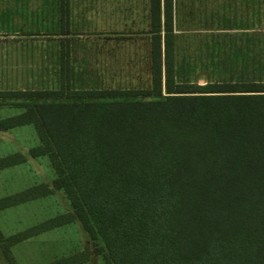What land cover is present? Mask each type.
<instances>
[{
	"label": "trees",
	"instance_id": "16d2710c",
	"mask_svg": "<svg viewBox=\"0 0 264 264\" xmlns=\"http://www.w3.org/2000/svg\"><path fill=\"white\" fill-rule=\"evenodd\" d=\"M150 22V89L70 90L62 65L58 88L0 91V105L20 110L0 133L33 125L39 144L28 156L49 158L53 191L105 264H264V79L177 83L173 0H150ZM25 161L4 157L0 171ZM53 191L1 198L0 211ZM72 219L0 231L6 263L16 264L14 245Z\"/></svg>",
	"mask_w": 264,
	"mask_h": 264
},
{
	"label": "rangeland",
	"instance_id": "374dc122",
	"mask_svg": "<svg viewBox=\"0 0 264 264\" xmlns=\"http://www.w3.org/2000/svg\"><path fill=\"white\" fill-rule=\"evenodd\" d=\"M50 1L0 0V91L58 88L62 65L69 71L70 90L150 89L146 28L68 31L60 22L55 30ZM173 48L177 83L263 80L264 0H173ZM19 113L11 104L0 105V120ZM37 137L33 125L0 133V159L26 157L25 163L0 171V199L40 185L53 191L56 176L49 158L28 156L39 144ZM64 214L72 223L11 248L16 264H52L79 253L89 256L83 264H105L59 191L0 211V231L10 237ZM0 264H7L1 250Z\"/></svg>",
	"mask_w": 264,
	"mask_h": 264
},
{
	"label": "crops",
	"instance_id": "0c3cea01",
	"mask_svg": "<svg viewBox=\"0 0 264 264\" xmlns=\"http://www.w3.org/2000/svg\"><path fill=\"white\" fill-rule=\"evenodd\" d=\"M50 9L54 12L52 28L59 29L60 22H66L68 31L97 28L101 31L130 29L134 24L138 28L150 31V0H51ZM132 18V12L135 10ZM126 8V11L124 10ZM126 14L127 18H123ZM149 29V31H148Z\"/></svg>",
	"mask_w": 264,
	"mask_h": 264
}]
</instances>
